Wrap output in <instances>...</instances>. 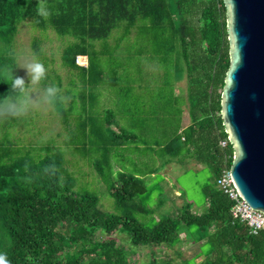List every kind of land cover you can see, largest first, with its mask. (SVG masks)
Listing matches in <instances>:
<instances>
[{"label": "trees", "instance_id": "16d2710c", "mask_svg": "<svg viewBox=\"0 0 264 264\" xmlns=\"http://www.w3.org/2000/svg\"><path fill=\"white\" fill-rule=\"evenodd\" d=\"M25 20L40 30L74 37L62 50V64L82 71L77 76H83V84L90 87L99 86L104 73L94 69L89 56L92 41L106 40L117 28L122 29L123 38L140 22L154 46L153 53L170 58L180 77L187 79L191 123L172 136L171 148L161 156L165 163L176 158L183 163L192 157L208 166L212 175L204 190L207 203L203 212L195 213L193 204L185 201L176 217H161L149 227L133 215L151 213L140 200L149 192L144 177L124 171L106 175L101 170L118 210L104 213L98 209L95 194L74 190L72 178L63 180L61 150L47 146L46 153L35 159L5 146L0 139V254L6 255L9 264H139L132 258L135 248L173 246L181 233L193 234L192 227L199 233L196 241L210 245L199 264H264V229L252 234L245 222L233 218L234 203L217 185L233 159L232 145L220 146V140L227 137L221 93L230 65L223 0H0V106L26 101L24 87L13 85L19 76L14 41ZM32 48L46 69L40 41H33ZM78 56H86L87 66L77 63ZM41 80L47 89L46 75ZM71 92L55 93L59 97L55 96L54 103H63L64 97L67 104H87L86 92L70 97ZM87 92L92 93L91 88ZM105 113L104 128L92 126L95 131H89L102 140L107 152L138 143L134 131L112 130V110ZM118 232L127 236L128 247L113 236ZM97 233L107 236L102 239ZM172 261L158 258L152 251V259L141 264Z\"/></svg>", "mask_w": 264, "mask_h": 264}, {"label": "rangeland", "instance_id": "374dc122", "mask_svg": "<svg viewBox=\"0 0 264 264\" xmlns=\"http://www.w3.org/2000/svg\"><path fill=\"white\" fill-rule=\"evenodd\" d=\"M139 24L140 22L132 28L129 35L123 38L120 36L122 29L120 32L117 28L106 40L92 41L89 56L96 66L94 69H103L104 73L99 86L90 87L88 84H83L85 79L83 76H72V72L77 69L66 68L62 64V50L66 45L74 42V37L61 36L50 29L40 30L33 25L31 20L23 21L14 41V49L17 55L19 77L25 79L23 94H25L26 101L0 106V139L5 146H13L22 154L32 155L35 159H39L46 153L47 146L61 150L65 157L63 180L72 178L75 184L74 190L95 194L99 200L98 209L104 213H118V210L106 182L99 173L101 170L106 175L109 173L116 175L118 171H124L144 177L149 192L141 196L140 200L146 204L151 213L134 212L133 215L150 227L161 217H176L178 209L185 201L193 204L192 209L195 213L203 212L207 203L204 190L211 182L212 174L206 165L200 169L191 165L183 166L179 170L171 166L163 173L159 167L153 178L150 174V169H152V111L160 114V120L169 117V120L175 123L172 119L174 116L170 115L173 111L166 107V103L160 99L159 95L172 92L170 84L176 77H181L171 64L170 58L165 60L162 58L163 55L156 56L153 53L154 46L148 39V33H143L144 28L139 27ZM35 40L40 41L47 64L45 69L47 89L55 88V93L60 92V94L70 93L72 90L71 97L72 94L82 91L87 93L91 88L92 94L95 92L104 95L108 93L110 97H93L92 104H77L75 107L73 104H67L68 100L61 95L63 103L55 104V96L59 97V95L54 93V96L49 97L47 89L43 88L42 80H34L28 71L31 64L38 62L32 48ZM132 69L136 70L137 74L141 73L140 78H128L121 75L116 84L111 83L114 79L113 70L127 72ZM150 72L151 77L145 75ZM134 80L147 88L139 91L133 86L126 85V82L131 83ZM70 81H76V83L72 85ZM72 86L77 87L73 89ZM145 89L151 93L148 96L151 104H145L147 115L139 117L134 114L132 116V112L128 116L127 108L132 101L133 94ZM102 100L110 104H101ZM136 107L144 111V104H136ZM106 110H112L111 129L116 132L122 128L132 129L138 137V143L133 146H139L140 149L129 147L126 150L113 149L107 152L102 140L90 133L89 129L92 130V126L104 128ZM96 162L98 167L101 166L100 169L95 165ZM159 162H161V157H159ZM178 187L184 194V198L176 194ZM196 229V227L189 229L190 232H194L190 236H184L181 233L180 241L173 246L137 247L132 258L139 264L145 263L152 259V251H154L158 258H171L172 264H185L186 261L190 264H199L205 259L210 245L196 241L199 237V233H195ZM97 236L103 239L107 235L97 233ZM113 236H116L123 245L129 246L124 233L118 232Z\"/></svg>", "mask_w": 264, "mask_h": 264}, {"label": "water", "instance_id": "95a60500", "mask_svg": "<svg viewBox=\"0 0 264 264\" xmlns=\"http://www.w3.org/2000/svg\"><path fill=\"white\" fill-rule=\"evenodd\" d=\"M230 65L221 93V118L232 145V182L264 211V0H223Z\"/></svg>", "mask_w": 264, "mask_h": 264}, {"label": "crops", "instance_id": "0c3cea01", "mask_svg": "<svg viewBox=\"0 0 264 264\" xmlns=\"http://www.w3.org/2000/svg\"><path fill=\"white\" fill-rule=\"evenodd\" d=\"M85 57L86 56H82ZM88 61V60H87ZM72 76L76 77L77 75L81 74L82 71L75 70L72 72ZM121 75H125L128 78H140L141 73L136 72V70H127V72L118 71L115 72L112 76L114 79L112 80V84H116L118 82V78H121ZM148 77H151V72L149 74H145ZM126 85L133 86L134 89L142 90L144 88H147V86L141 85V83H136V80L132 81L131 83H127ZM172 86V92L168 93H161L159 95L160 99L166 103V107L170 109V111H173L170 115L174 116L172 118L175 123H172L168 118L165 120H160L159 115L152 111V169H150V172H152V178L157 174L158 168L160 167V171L162 173L167 169L171 168V166H175L178 170L181 169L183 166L189 167L191 165L192 167L196 169L202 168L204 166L203 164L199 163L196 159L192 157H188L185 159L183 163L179 162V159H173L168 163H165L164 158H162L163 151L166 152L167 149H170L169 142L173 135L180 134L184 128H186L191 123V118L189 116V102L187 99V79L186 76H183L181 78L176 77L175 80L170 84ZM151 87V86H149ZM168 91V90H167ZM151 93L149 90L145 89L142 92H137L133 94L132 101L129 103V107L127 108V115L129 116L132 112V116L139 115V117H144L147 115V105L145 104H151L149 102V95ZM92 93L87 92L86 93V103L92 104L93 97H110L109 94H100L98 92H95L94 96L92 97ZM153 96V95H152ZM158 97V94H157ZM155 99V98H154ZM71 101V100H70ZM153 101V97H152ZM155 102V100H154ZM153 102V104H154ZM77 104H81L80 101L74 104L75 107H77ZM101 104H110L106 103L105 100H102ZM136 104H144V111H140V109H137ZM173 109V110H172ZM137 111V113L135 112ZM120 124V123H119ZM91 128V127H90ZM128 131H133L129 127L126 128ZM135 133V132H134ZM136 148L140 149V147H135L133 145H125L120 149L126 150L127 148ZM173 150V148H172ZM159 154V155H158ZM159 157H161V162H159ZM155 161V162H154ZM153 193V191H152ZM176 194L181 195L183 194L179 187L176 189ZM182 198V197H181ZM180 201V198H179Z\"/></svg>", "mask_w": 264, "mask_h": 264}, {"label": "built area", "instance_id": "2783aa9c", "mask_svg": "<svg viewBox=\"0 0 264 264\" xmlns=\"http://www.w3.org/2000/svg\"><path fill=\"white\" fill-rule=\"evenodd\" d=\"M77 63L87 66V59L77 57ZM228 137L220 140V146L226 148L229 144ZM218 187L233 201L231 209L233 218L245 222L249 226L250 233L257 234L264 229V211L252 207L236 190L230 175V167H226L222 175L217 179Z\"/></svg>", "mask_w": 264, "mask_h": 264}, {"label": "clouds", "instance_id": "9594fccd", "mask_svg": "<svg viewBox=\"0 0 264 264\" xmlns=\"http://www.w3.org/2000/svg\"><path fill=\"white\" fill-rule=\"evenodd\" d=\"M28 71L32 74L33 79L37 81L44 78L45 76V68L43 64L40 62H35L31 64L28 68ZM24 84H25V79L23 77L17 76L13 80V85L15 87H19L22 89ZM55 91H56L55 88H52V87L48 88L47 89L48 96L49 97L54 96ZM0 264H9V261L7 260L5 254H0Z\"/></svg>", "mask_w": 264, "mask_h": 264}]
</instances>
